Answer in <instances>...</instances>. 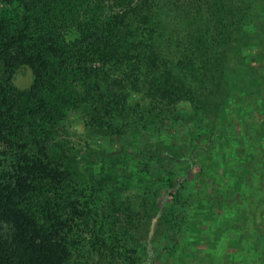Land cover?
Masks as SVG:
<instances>
[{"label":"trees","instance_id":"16d2710c","mask_svg":"<svg viewBox=\"0 0 264 264\" xmlns=\"http://www.w3.org/2000/svg\"><path fill=\"white\" fill-rule=\"evenodd\" d=\"M263 209L264 0H0V264H261Z\"/></svg>","mask_w":264,"mask_h":264},{"label":"rangeland","instance_id":"374dc122","mask_svg":"<svg viewBox=\"0 0 264 264\" xmlns=\"http://www.w3.org/2000/svg\"><path fill=\"white\" fill-rule=\"evenodd\" d=\"M16 84H17V86L18 87H20V88H25V86H23L22 85V82L20 81V79H17L16 80ZM235 108H236V106H235ZM243 124V123H242ZM242 124H241V119H239V118H235L233 121H231L230 123H228V125H227V127H226V130L227 131H234L233 133H235L236 135H241V133H239V131H240V127L242 126ZM72 129L73 130H75V131H77L78 133H80L82 130H83V126L80 124V123H76V122H74L73 123V125H72ZM249 132V131H248ZM244 134H246V135H249V136H251L252 137V134H248L247 133V131L246 132H244ZM162 137H164L165 139L168 137V130H163V132H162ZM171 140H170V142H174V145L175 144H177V142H178V140L180 139H183V138H181V137H179L178 136V138L176 139V138H170ZM82 141V140H81ZM99 144V143H98ZM94 146V145H93ZM105 146H108V145H105ZM113 146V148H109V147H105V149L107 150H105L101 145L99 146V147H97V150L99 151V153L100 152H102V151H106L107 153H108V155L109 154H117L116 152L117 151H121V150H123V146L119 143V142H116V144L115 145H112ZM258 154H259V150H258ZM102 157H103V155L102 154H99L98 156H96L95 158H93V159H95V161L97 162V163H99V162H101L102 160ZM93 160L92 159H90V162H92ZM90 164V163H89ZM89 164H87L86 163V165L88 166ZM257 184H258V182H257ZM239 203L240 204H242V203H244V206H243V210H247V209H249V202L246 200V199H243V200H241V201H239ZM253 207H257V204L255 203L254 205H253ZM253 207L251 208L252 209V218L250 219V221L248 222V226H252L253 225V223H252V221H253V219H256V214H257V210L255 211V209H253ZM264 210V209H263ZM242 219H243V217H242ZM264 220V211H263V217L262 218H258V221L259 222H261V221H263ZM260 225H262V224H260ZM252 234L254 235L253 237H259V236H261V237H263L264 238V236H263V234L264 233H262V232H260V231H257V230H254L253 232H252ZM232 248H231V250H232V253H236V244L234 243V244H232V246H231ZM199 248H201V247H199ZM230 249V247H228V246H226V243H225V251L227 252V250H229ZM234 255V254H233ZM220 257H222V255H220ZM259 259H261V264H264V256L263 257H259ZM202 260H203V257H202ZM257 262H259V260H257ZM248 264H252V262L251 263H248ZM259 264V263H258Z\"/></svg>","mask_w":264,"mask_h":264},{"label":"water","instance_id":"95a60500","mask_svg":"<svg viewBox=\"0 0 264 264\" xmlns=\"http://www.w3.org/2000/svg\"><path fill=\"white\" fill-rule=\"evenodd\" d=\"M155 221H156V220H155ZM153 233H154V232L152 231L151 234H150V240H151V238H152V236H153Z\"/></svg>","mask_w":264,"mask_h":264}]
</instances>
